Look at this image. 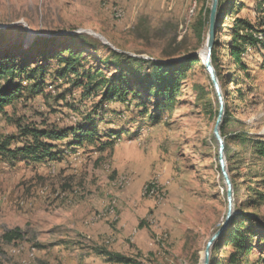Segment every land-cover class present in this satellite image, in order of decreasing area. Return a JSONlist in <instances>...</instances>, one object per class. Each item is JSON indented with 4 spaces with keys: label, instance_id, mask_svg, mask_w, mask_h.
<instances>
[{
    "label": "rangeland",
    "instance_id": "374dc122",
    "mask_svg": "<svg viewBox=\"0 0 264 264\" xmlns=\"http://www.w3.org/2000/svg\"><path fill=\"white\" fill-rule=\"evenodd\" d=\"M262 2L232 0L226 8L227 18L216 26L222 71L230 68V75L236 73L239 78L237 84L226 79L222 93L223 97L227 94L230 119L226 136L241 135L248 142H264V45L243 58L246 78L234 70L225 44L236 17L264 28ZM211 3L0 0V63H7L8 71L0 80V92L17 91L15 100L0 105V264H62L54 248L59 243L69 246V262H76L82 254L93 264L96 259L101 261L98 264H201L205 246L227 212L213 136L219 103L201 66L209 31L204 9L211 8ZM115 7L122 9L120 16ZM67 35H84L90 42L98 41L131 58L185 62L196 57L200 63L183 65L175 103L163 111L154 108L160 101L142 91L139 97L128 96L127 103L112 102L99 108L100 90L87 93L77 85L85 78L59 76L63 68L59 54L68 57V48L82 52L78 72L100 71L107 77L116 68L103 66V62L112 56L104 48L96 50L94 44L72 45ZM12 68L16 70L9 75ZM37 69L44 72L43 79L40 73L33 78ZM146 76L147 72H140L141 78ZM41 81L43 85L35 87ZM153 115L159 119L152 120ZM86 120L94 123L102 141H86L67 152L63 147L70 136L52 142L64 152L63 159L53 163L33 161L20 153L33 143L32 130H66ZM108 135L120 140L102 146ZM224 141L227 169L235 181L234 210L243 204L247 214L264 217V205L246 207L248 197L264 195V164L253 158L249 143ZM152 184L158 185V192L148 195L146 188ZM98 201H103L100 208L94 204ZM121 208L136 221L132 229L144 230L145 247H139L136 239H125L130 252L114 253L106 248L123 229L118 225ZM97 222H104L110 235L100 245L85 239L80 242L79 230ZM16 229L21 238L7 243L3 235ZM263 246L255 245L253 262L263 253ZM104 252L121 255L126 261L108 259Z\"/></svg>",
    "mask_w": 264,
    "mask_h": 264
},
{
    "label": "trees",
    "instance_id": "16d2710c",
    "mask_svg": "<svg viewBox=\"0 0 264 264\" xmlns=\"http://www.w3.org/2000/svg\"><path fill=\"white\" fill-rule=\"evenodd\" d=\"M232 0H219L218 12H217V24L224 21L227 18L228 12L226 11L227 5H231ZM264 2L260 4V11L262 12V6ZM242 9V4H239ZM204 14L207 17L210 14V8L204 9ZM223 23V22H222ZM221 23V24H222ZM263 25L258 23H251L241 18H235L230 31V39L225 44L226 53L234 66V70L241 71L244 77L249 78L248 68L243 62V58L249 55L251 50H256L259 46L264 45V28ZM67 42L72 45H89L94 44L95 49L104 48L112 56V60L103 62V66H113L116 68L114 74L110 77L104 76L102 72L97 71L94 74L79 73L77 64L82 61V52H74L69 48L65 51L68 53V57H61L60 61L63 64V68L59 76H68L70 74L81 80L83 78L86 81L77 82L87 89V93L93 90H100L102 92L100 101L98 102L99 108L112 103L120 102L127 103L128 96L139 97L140 91L145 92L146 97H152L158 102L154 108L158 110H165L169 107V104H174L175 97L179 89V79L182 77L183 65H197L200 63L196 57L187 58L185 62H166L167 60H142L139 58L127 57L125 54L112 51L109 47L101 45L98 41L90 42L89 38L84 35H67ZM220 42L216 38L214 46L211 52V62L216 71L219 79L222 93H225L226 85L237 84L239 78L235 75H230V68L227 72L222 71L221 55L222 51L219 50ZM96 49V50H97ZM52 59V58H51ZM110 61V62H108ZM127 62L124 66V62ZM7 63H0V80L4 75L8 74L4 65ZM185 66V67H186ZM187 66V67H189ZM203 69H205L201 63ZM15 68L9 71V75L15 72ZM22 73H25L23 68ZM35 70L32 72L33 78L37 73H40V79H43L44 72ZM147 72L145 78L140 77V72ZM32 78V79H33ZM229 78V82L227 83ZM227 79V81H226ZM85 83V84H84ZM36 85V84H35ZM43 85V81L35 87ZM76 85V84H74ZM141 85V90H135V86ZM40 87V86H39ZM16 89V88H15ZM5 91L0 92V105L11 103L15 100L17 91ZM238 96L241 97L242 93L239 90ZM214 97L215 94H213ZM225 104V117L221 126V135L225 139L231 141H240V143H249L251 145V152L253 158L256 161H261L264 164V142L261 140L250 141L241 135H235L231 137L226 136V131L230 127V119L228 113L227 94L224 96ZM218 114V113H217ZM152 120H158V116H151ZM30 137L33 139V143L20 150V153L26 157H29L33 161L41 160H59L61 161L64 156V152L51 144L55 141H62L67 137H71V141L67 142L63 150L75 149L76 146L82 145L83 142L89 141L90 143H98L102 141V137L96 131V127L92 121H84L66 130H51L49 132H39L32 130ZM108 139L102 146H110L114 142L120 140L116 135H108ZM44 139V140H42ZM5 148V147H4ZM231 173V171H229ZM233 188L235 189L234 177L231 176ZM246 207L257 209L264 205V195L257 193L255 198L248 197L246 201ZM244 205L239 204L238 209H235L237 214L233 216L232 224L223 232L221 237L215 242L210 257L209 264H264V246L259 253V258L256 261H252L251 256L255 251V245H264V217L257 214L253 216L247 214L244 211ZM142 227V225L140 226ZM16 238H21L20 230L16 229L3 235V239L10 243ZM108 259L115 261H124V257L121 255L104 252L102 253ZM126 261V260H125Z\"/></svg>",
    "mask_w": 264,
    "mask_h": 264
},
{
    "label": "water",
    "instance_id": "95a60500",
    "mask_svg": "<svg viewBox=\"0 0 264 264\" xmlns=\"http://www.w3.org/2000/svg\"><path fill=\"white\" fill-rule=\"evenodd\" d=\"M218 3L219 0H212L210 14H209V31L208 38L205 45L204 51L201 53L202 65L205 68L206 72L209 75L210 82L214 89L215 95L219 103L218 116L216 120L215 127L213 129V136L218 145V165L221 172V177L223 179L224 185L226 187V201H227V212L226 216L217 230L216 233L209 239L205 246V250L202 255L201 264H209L210 257L213 250L215 242L221 237L223 232L232 224L233 216L235 215L234 210V188L232 180L227 169V160H226V145L224 138L221 135V126L224 118V97L222 94L221 86L219 83L218 76L211 62V52L214 46L215 37H216V26H217V12H218ZM178 61V60H177ZM166 62H175V60H169Z\"/></svg>",
    "mask_w": 264,
    "mask_h": 264
},
{
    "label": "crops",
    "instance_id": "0c3cea01",
    "mask_svg": "<svg viewBox=\"0 0 264 264\" xmlns=\"http://www.w3.org/2000/svg\"><path fill=\"white\" fill-rule=\"evenodd\" d=\"M50 163H53V161L50 160ZM95 204V207H101L103 205V201H98ZM130 212L125 209L121 208V218H120V223L118 225L123 228L116 232L115 236V242L108 248L109 251L114 252V253H123V252H130L129 247H128V242L125 239L129 240H137L138 246L139 247H145L146 244V234L144 233V230H140L137 233L136 229L134 228V224L136 221L133 220V217L131 218ZM80 219V218H79ZM104 222H97L96 224L94 223L91 224L89 227L81 228L78 234V240L82 242L84 239L85 240H90L91 243H97L98 245L101 244V240H104L106 235H110V232L108 233L107 230H105V225L103 224ZM132 229V230H131ZM112 233V232H111ZM83 239V240H82ZM84 240V241H85ZM96 241V242H93ZM126 241V242H125ZM151 246V243L149 244ZM58 247V248H57ZM69 246L67 244L59 243L58 246L54 245V248L57 250L56 252H60L58 254V260L62 262V264H93L89 263L87 260V257L85 255H79L77 257L76 262H69L67 259V253L69 252ZM102 258L101 256H99ZM76 258V256H74ZM95 260V259H94ZM96 264L101 263L99 259H96Z\"/></svg>",
    "mask_w": 264,
    "mask_h": 264
},
{
    "label": "bare ground",
    "instance_id": "6f19581e",
    "mask_svg": "<svg viewBox=\"0 0 264 264\" xmlns=\"http://www.w3.org/2000/svg\"><path fill=\"white\" fill-rule=\"evenodd\" d=\"M114 11L117 12L118 16H120V15H121V11H122V9L119 8V7H115ZM116 16H117V15H116ZM122 16H123V15H122ZM119 18H120V17H119ZM158 188H159L158 185H156V184H152V185H150V186H148V187L146 188V193H147L148 195H155V193L158 192V190H157ZM159 200H160V199H159Z\"/></svg>",
    "mask_w": 264,
    "mask_h": 264
}]
</instances>
